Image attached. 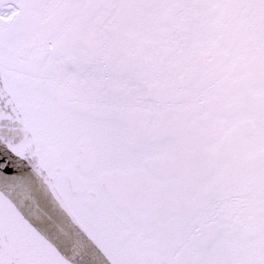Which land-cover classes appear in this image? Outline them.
<instances>
[{
    "label": "snow or ice",
    "instance_id": "1",
    "mask_svg": "<svg viewBox=\"0 0 264 264\" xmlns=\"http://www.w3.org/2000/svg\"><path fill=\"white\" fill-rule=\"evenodd\" d=\"M0 264H264V0H0Z\"/></svg>",
    "mask_w": 264,
    "mask_h": 264
}]
</instances>
